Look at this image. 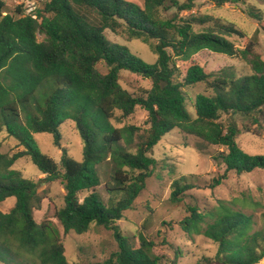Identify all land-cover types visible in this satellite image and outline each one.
<instances>
[{
	"label": "trees",
	"instance_id": "trees-1",
	"mask_svg": "<svg viewBox=\"0 0 264 264\" xmlns=\"http://www.w3.org/2000/svg\"><path fill=\"white\" fill-rule=\"evenodd\" d=\"M197 1L42 0L32 19L22 6L15 15L7 13L0 0V132L23 148L13 155L0 153V203L14 199L7 213L0 212V264H68L52 224L33 218L42 198L38 181L12 169L22 157L45 176L39 182L62 181L63 206L54 217L64 234H84L92 224L113 232L117 250L94 264H164L151 240L140 234L132 244L116 222L132 209L157 165L153 147L172 130L193 138L198 151L202 144L221 149L211 159L223 173L211 180L210 189L230 172L264 171V156L249 155L236 144L241 134L264 133V61L252 40L236 48L232 38L245 34L234 23L207 14L184 15ZM244 1L211 0L216 7ZM245 13L263 26L260 11L248 7ZM106 30L147 45L156 62L146 64L126 46L109 41ZM201 51L244 62L250 74L206 73L192 64L181 78L177 62H188ZM122 71L145 78L150 88L141 96L130 94L119 84ZM196 84H204L205 92L196 95L191 117L184 89ZM137 107L146 113L145 128L113 126L116 112L126 118ZM68 121L82 139V161L62 149L57 164L39 151L34 135L49 134L60 148L59 127ZM103 163L110 167L106 202L96 193L101 185L97 168ZM173 187L170 202L178 207L192 186L175 182ZM239 206L218 200L200 212L185 205L181 231L216 247L212 258L195 264H258L264 258V232L253 230V217ZM174 255L170 264H176L178 248Z\"/></svg>",
	"mask_w": 264,
	"mask_h": 264
},
{
	"label": "rangeland",
	"instance_id": "rangeland-1",
	"mask_svg": "<svg viewBox=\"0 0 264 264\" xmlns=\"http://www.w3.org/2000/svg\"><path fill=\"white\" fill-rule=\"evenodd\" d=\"M6 4V12L15 15V8H24L27 0H2ZM36 7H41L42 0H35ZM140 1V0H138ZM253 7L260 11L264 19V0H245L238 4H225L216 7L211 0H198L196 8L187 14H207L220 18L226 22L234 23L244 34V38L233 37L237 49H243L249 41L256 44L255 51L264 61V32L256 21L250 19L245 10ZM25 9V8H24ZM105 37L116 44L126 46L132 54L140 58L146 64H154L156 56L150 48L137 40H127L110 31L104 32ZM42 37H38L41 41ZM197 64L206 73L217 72L221 69H229L236 76L250 74L249 67L237 59L209 51H201L190 61H178L181 78L185 76L187 69ZM97 69L105 73L106 67L99 64ZM120 86L132 95L141 96L150 88V82L143 77L122 71L119 74ZM205 92L204 84H196L184 89L186 96V110L191 117H195L193 103L196 95ZM146 113L136 108L132 115L122 118L119 112L111 121L115 128L125 126H137L145 128ZM60 148L53 145L52 136L49 134H36L34 139L39 151L59 163L61 150L76 162H81L83 157V142L74 123L68 121L59 127ZM237 146L245 153L252 156H264V133L259 136L241 134L236 139ZM124 146V144L122 143ZM197 142L188 136H184L178 130H172L165 134L152 149V157L157 161L150 177L146 180L145 188L140 192L133 203L132 209L126 211L121 220L116 222L120 232L127 237L132 244H136L138 236L143 234L151 240L155 247L153 253L163 257L164 264H170L174 260L175 249L180 250L176 264H195L203 257L212 258L216 247L208 239L202 236H193L189 239L178 226L179 221L185 215V205H195L200 212L208 211L216 205L218 200L238 201L242 211L253 217V230L264 232V171L254 170L248 174L235 175L230 172L220 184L213 189L209 184L213 178L223 173V168L216 167L212 156L221 149L202 144V151L195 146ZM15 139L9 137L4 130L0 132V153L13 155L22 151ZM127 150L134 153L133 147ZM25 179L38 181V193L42 200L40 206L33 211L36 223L49 221L54 227V236L60 240L64 248V255L68 264H94L107 259L117 250V243L113 232L92 224L89 230L81 235L69 232L64 234L58 220L54 217L55 210L63 206V185L60 179L49 182H39L44 179L28 157L18 159L12 166ZM101 185L96 193L101 196L103 202L109 198L105 190V184L109 178L110 167L103 163L97 168ZM180 186L188 185L192 188L184 192L181 205L175 207L170 202L174 183ZM14 204V199H6L0 203V212L7 213ZM264 264V258L258 263Z\"/></svg>",
	"mask_w": 264,
	"mask_h": 264
},
{
	"label": "built area",
	"instance_id": "built-area-1",
	"mask_svg": "<svg viewBox=\"0 0 264 264\" xmlns=\"http://www.w3.org/2000/svg\"><path fill=\"white\" fill-rule=\"evenodd\" d=\"M24 15L30 16L32 19L36 18V14L34 11L36 10V1L35 0H27L24 5Z\"/></svg>",
	"mask_w": 264,
	"mask_h": 264
}]
</instances>
